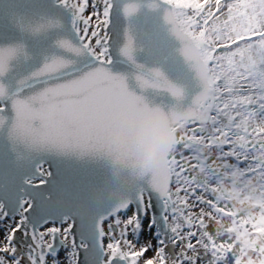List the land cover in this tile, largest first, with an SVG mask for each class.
Segmentation results:
<instances>
[{
	"label": "snow or ice",
	"instance_id": "6c2138e0",
	"mask_svg": "<svg viewBox=\"0 0 264 264\" xmlns=\"http://www.w3.org/2000/svg\"><path fill=\"white\" fill-rule=\"evenodd\" d=\"M163 2L200 83L166 107L187 143L114 186L77 163L107 162L148 104L107 67L114 0H0V264H264V0ZM135 79L184 98L157 68ZM205 147L223 171L199 180Z\"/></svg>",
	"mask_w": 264,
	"mask_h": 264
},
{
	"label": "water",
	"instance_id": "95a60500",
	"mask_svg": "<svg viewBox=\"0 0 264 264\" xmlns=\"http://www.w3.org/2000/svg\"><path fill=\"white\" fill-rule=\"evenodd\" d=\"M130 2L136 3L137 8L133 14L125 17L122 7ZM164 10L163 0H114L117 38L112 48V63L107 67L113 74L123 75L129 90L143 95L148 104L182 106L199 91L200 83L194 70L179 52V41L170 32V26L164 20ZM125 30L133 39L132 60H128L119 51L124 42ZM153 68L159 69L170 82L183 89L182 101L178 102L163 90H141L138 87L136 74L147 75L148 70ZM77 163L83 168H107V162L104 160L85 159Z\"/></svg>",
	"mask_w": 264,
	"mask_h": 264
},
{
	"label": "clouds",
	"instance_id": "9594fccd",
	"mask_svg": "<svg viewBox=\"0 0 264 264\" xmlns=\"http://www.w3.org/2000/svg\"><path fill=\"white\" fill-rule=\"evenodd\" d=\"M165 15L166 10H164V20L169 25ZM170 32L173 34L171 28ZM174 37L176 38L175 35ZM128 39L133 47V39L130 35H128ZM179 44V52L182 54L183 45L180 42ZM186 61L189 63L188 60ZM184 135L185 125L182 121L177 120L172 109L161 104H147L140 113L131 134H128L123 128L117 131L107 160L108 179L113 181V185L116 186L118 182L111 175L115 170L120 174V179L126 178L131 181L135 175H138L152 162L160 159L165 152L182 151L181 146L187 143L185 139H182ZM202 151L205 154L200 161L201 166L197 168L194 175L199 180H203L205 176L211 179L214 177V172L223 171L222 162L219 157L209 160L212 153L206 147ZM222 179L225 184L228 183L227 179L224 177ZM222 223L227 225L226 220Z\"/></svg>",
	"mask_w": 264,
	"mask_h": 264
},
{
	"label": "rangeland",
	"instance_id": "374dc122",
	"mask_svg": "<svg viewBox=\"0 0 264 264\" xmlns=\"http://www.w3.org/2000/svg\"><path fill=\"white\" fill-rule=\"evenodd\" d=\"M92 10H93V9H92V7H91V0H89V7H88V9L86 10V15L89 14ZM94 19H95V18H93V22H94ZM146 255H147V257H151V256L153 255V252L149 251ZM64 258H65V252H64V250H61V251H60V259L63 261Z\"/></svg>",
	"mask_w": 264,
	"mask_h": 264
}]
</instances>
